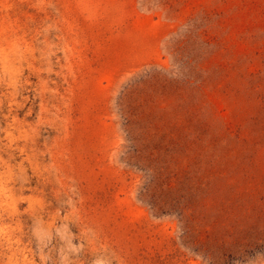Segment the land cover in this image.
I'll list each match as a JSON object with an SVG mask.
<instances>
[{"label":"rangeland","instance_id":"1","mask_svg":"<svg viewBox=\"0 0 264 264\" xmlns=\"http://www.w3.org/2000/svg\"><path fill=\"white\" fill-rule=\"evenodd\" d=\"M0 264H264V0H0Z\"/></svg>","mask_w":264,"mask_h":264}]
</instances>
